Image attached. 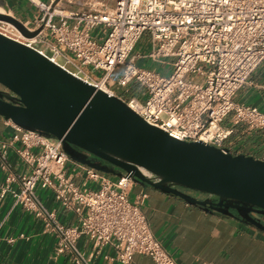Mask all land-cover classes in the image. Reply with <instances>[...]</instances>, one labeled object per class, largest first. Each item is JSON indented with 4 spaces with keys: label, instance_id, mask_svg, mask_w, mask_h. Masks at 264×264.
Returning a JSON list of instances; mask_svg holds the SVG:
<instances>
[{
    "label": "built area",
    "instance_id": "1",
    "mask_svg": "<svg viewBox=\"0 0 264 264\" xmlns=\"http://www.w3.org/2000/svg\"><path fill=\"white\" fill-rule=\"evenodd\" d=\"M30 1L41 14L23 24L30 32L42 30L26 37L14 25L0 21V32L43 54L45 50L66 58L95 85L105 87L172 137L231 151V137L239 124L264 132V111L235 101L238 90L264 61V0H115L111 10L103 0H89V8L82 12L62 11L57 2ZM98 27L105 32L101 42L93 34ZM146 33L150 51L133 55ZM142 58L164 65L166 59H173L172 71L165 74L137 64ZM199 75L205 76L204 82L195 78ZM132 83L145 90L144 99L137 92L125 96L114 88L130 93ZM230 114L231 125H224ZM7 124L13 133L8 139L0 137V154L5 156L13 147L30 172L9 175L0 196L12 193L15 204L42 219L47 230L57 232L58 254L69 252L76 264L85 262L76 243L86 235L97 253L111 247L114 255L105 257L119 264H133L135 253L151 256L155 264H180L150 228L142 209L148 194L143 191L131 199L132 178L113 180L82 163L71 175L67 169L71 158L61 140L53 141L50 135L23 129L11 120ZM77 175L85 186L89 180L98 186L82 188L74 180ZM13 182L20 187L13 189ZM39 189L50 191L59 205L78 214L79 222H60L56 212L42 203Z\"/></svg>",
    "mask_w": 264,
    "mask_h": 264
},
{
    "label": "water",
    "instance_id": "2",
    "mask_svg": "<svg viewBox=\"0 0 264 264\" xmlns=\"http://www.w3.org/2000/svg\"><path fill=\"white\" fill-rule=\"evenodd\" d=\"M0 21L14 25L26 37L42 30L30 32L7 12H0ZM0 116L23 129L46 133L53 141L61 140L72 160L107 174L129 176L144 188L173 194L264 232L260 220L264 216V159L174 138L149 124L118 96L2 32ZM199 193L208 197L202 199Z\"/></svg>",
    "mask_w": 264,
    "mask_h": 264
},
{
    "label": "crops",
    "instance_id": "3",
    "mask_svg": "<svg viewBox=\"0 0 264 264\" xmlns=\"http://www.w3.org/2000/svg\"><path fill=\"white\" fill-rule=\"evenodd\" d=\"M39 1L50 4L56 0ZM88 1L58 0L57 6L62 11L82 12L89 8ZM103 1L107 5V10L114 8L115 0ZM0 10L26 22L35 20L38 9L30 0H0ZM93 34L99 42L103 41L105 34L103 28H95ZM139 43L133 55L148 52L146 49L143 52L138 48ZM147 47L151 49L149 41L144 46ZM150 61L142 58L137 60V64L144 66ZM165 61L166 71L162 73L168 74L172 71L173 59ZM86 70L91 71L89 67ZM195 78L200 82L205 81L204 75ZM114 88L116 91L119 89L117 85ZM235 101L255 105L264 111V61L238 90ZM12 133V127L0 116V137L8 139ZM231 139L236 143L235 153H250L249 155L255 154L259 158H264L263 131L252 130L244 124H239ZM79 164L80 162L71 159L68 163V173L74 174L73 170L79 169ZM29 172L30 167L18 156L13 147L5 156L0 154V195L9 175L19 177ZM105 174L113 180L118 178L116 175ZM74 180L82 188L98 186L97 182L91 180L87 181L85 186L80 175L75 176ZM11 187L18 189L20 184L13 182ZM134 189L137 192L132 198ZM143 191L148 197L142 209L152 232L180 264H199L200 261L214 264H264V232L256 227L220 212L205 210L173 194L151 187L144 188L136 183L133 184L130 192L131 199L134 200L136 195ZM38 194L44 206L56 212L60 222L66 225H76L79 222L78 214L59 205L50 191L39 189ZM22 234L25 236L21 237ZM58 244L57 232L47 230L42 219L23 206L15 204L12 193L8 192L3 197L0 196V264H76L71 260L69 252L57 253ZM76 247L85 259L82 264H119L105 257L107 254L114 255L111 247L105 246L97 253L94 241L86 235L78 239ZM133 264H155V262L149 255L135 253Z\"/></svg>",
    "mask_w": 264,
    "mask_h": 264
},
{
    "label": "rangeland",
    "instance_id": "4",
    "mask_svg": "<svg viewBox=\"0 0 264 264\" xmlns=\"http://www.w3.org/2000/svg\"><path fill=\"white\" fill-rule=\"evenodd\" d=\"M37 12V14H41V12L39 11V10H37L36 11ZM148 37H149V35H148V33H146L145 35H144V37L142 38V40H141V42L139 43V45H138V48H140L143 52H144V50L146 49V51H149L150 50V48H144V46H145V44L148 42ZM38 46H40V47H43L42 45H40V44H38ZM136 51H138V50H136ZM147 53V52H146ZM139 63V62H138ZM141 65H143V64H141ZM144 66L145 67H150V68H156V69H158V70H160L161 72H165L166 71V69H165V65L164 64H161L160 62L158 63H156V62H148L147 64H144ZM88 67H86L85 69H87ZM119 75H120V69L115 73V77L116 78H118L119 77ZM129 88H130V90H131V92L130 93H125V89L124 88H119V89H117V91L118 92H120V93H123V95H125V96H130L133 92H137V93H139L140 94V97L142 98V99H144V97H145V90L144 89H142V87L139 85V84H137V83H132V84H130L129 85ZM231 115L232 114H230L226 119H225V121H224V125H228V126H230L231 125V122H230V118H231ZM231 140H233V139H231ZM233 144H234V146L231 148V151L233 152V153H235L234 151H236V150H234V148L236 147V143L235 142H233ZM247 154H250V153H247ZM256 158H259L258 156H256L255 154H253ZM136 188H137V186H136ZM192 191V190H191ZM136 189H134L133 191H132V198L135 196V194H136ZM195 194H197L196 193V191H195ZM204 195V194H203ZM201 197H202V195H200Z\"/></svg>",
    "mask_w": 264,
    "mask_h": 264
},
{
    "label": "bare ground",
    "instance_id": "5",
    "mask_svg": "<svg viewBox=\"0 0 264 264\" xmlns=\"http://www.w3.org/2000/svg\"><path fill=\"white\" fill-rule=\"evenodd\" d=\"M37 1V0H36ZM0 12H2L0 10ZM5 12V11H4ZM43 52L49 56L55 63H57L58 65H60L61 67H63L65 70L85 79L88 80L89 82L93 83L90 79L87 78L86 75L83 74V72L80 70V68H78L77 66H75L72 62H70L69 60H67L64 57L61 56H55V55H51L49 54L47 51L43 50ZM94 84V83H93ZM105 89V87H103Z\"/></svg>",
    "mask_w": 264,
    "mask_h": 264
},
{
    "label": "flooded vegetation",
    "instance_id": "6",
    "mask_svg": "<svg viewBox=\"0 0 264 264\" xmlns=\"http://www.w3.org/2000/svg\"><path fill=\"white\" fill-rule=\"evenodd\" d=\"M88 159H90L91 161H94V162H98V160L97 159H95V158H93V157H91V156H89L88 157ZM184 191H186V192H189V193H191V194H195V191H191L190 189H186V188H182ZM197 193V192H196ZM200 195H202V197L199 195V197L200 198H202V199H204V198H207L208 197V195H206V194H204L203 195V193H199ZM214 201H218L217 199H214ZM252 215H256L255 213H253ZM262 222H264V216H262L261 217V219H260ZM249 225H251V224H249ZM253 226V225H252ZM255 227V226H254Z\"/></svg>",
    "mask_w": 264,
    "mask_h": 264
}]
</instances>
